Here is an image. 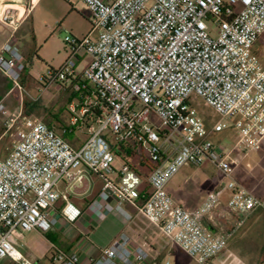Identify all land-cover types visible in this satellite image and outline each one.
I'll return each mask as SVG.
<instances>
[{"label": "built area", "instance_id": "built-area-1", "mask_svg": "<svg viewBox=\"0 0 264 264\" xmlns=\"http://www.w3.org/2000/svg\"><path fill=\"white\" fill-rule=\"evenodd\" d=\"M64 1L88 7L93 31L83 40L65 38L71 54L60 68L51 67L42 77L43 89L69 84L81 94L80 104L70 105V126L81 123L88 137L75 149L63 137L68 128L61 135L26 115L22 76L28 60L12 37L0 49V70L11 91L19 92L21 104L5 122L4 135H11L13 142L7 157H0V264H36L18 249V234L50 232L58 222L52 213L60 200L67 203L65 219L75 223L82 211L69 201V193L90 173L105 180L90 205L100 219L114 210L128 216L122 204L129 202L189 258L215 264L249 215L264 213V200L235 178L241 162L235 152L259 150L264 142V61L256 52L264 37V0ZM30 8H4L0 21L16 32ZM81 51L88 62L79 70ZM194 96L221 120L208 126L192 104ZM0 112L7 114L3 103ZM231 127L237 142L230 148L217 143L216 136ZM129 144L150 155L149 191L142 202V175L126 161L118 168L112 148ZM206 162L216 167L220 181L196 209L187 210L167 187L185 166ZM60 183H65L64 191L58 189ZM226 191L228 212L238 220L230 229L212 231L204 220L222 204ZM88 242L84 235L81 244ZM228 257L230 264H245L232 253ZM50 261L151 263V253L146 243L133 247L132 237L122 233L87 263L78 250L55 244Z\"/></svg>", "mask_w": 264, "mask_h": 264}, {"label": "crops", "instance_id": "crops-1", "mask_svg": "<svg viewBox=\"0 0 264 264\" xmlns=\"http://www.w3.org/2000/svg\"><path fill=\"white\" fill-rule=\"evenodd\" d=\"M43 1L44 0H0V11L3 10L4 8H8V9L13 8V9H19L21 12H23L24 10H27L28 7L30 8L32 6V8L29 9V12H27L24 20L22 21L21 25L19 26L16 32H14L12 28L3 24L0 21V49L12 37H14V41L16 45L20 48L21 53L28 60V63L30 62L33 64L34 58H37L38 60L44 63L53 60L50 54L49 44H50V38L54 37V35L51 34L49 27L45 26L46 28L42 30V27L40 26L39 18L36 17L35 15L36 8H38ZM60 3L65 8V11H68L70 14H79L80 13L79 10H82V8L84 7L88 9V7L82 3H68V2L64 3L62 1H60ZM87 13H88L87 17H89V14H91L90 11L89 12L87 11ZM62 49H63V45H62ZM62 49L59 50V55L63 54ZM68 53L69 52L66 51V54H63L64 61H66L67 58L69 57ZM87 62L88 60H86V62L82 60V62L79 63V70H82ZM51 88L46 90L44 89L40 90V94L38 95V97L39 99L40 98L42 99L41 108L45 112L40 114H35V116L40 117L43 120V122H45L49 127L55 129L56 132H58L61 135H63V130L68 128L69 131L65 133L63 137L65 138V140L68 141V143L73 148L78 149L84 144V142L88 137V134L85 128L80 127L81 123H78L77 126H73V127L70 126L73 115L70 111V105L80 104L81 94L75 93L69 84L63 86H56L58 91L65 93L66 106L64 111L54 110L53 108L54 102L50 98ZM11 89L12 88L10 81L0 70V103H3L5 105L8 99L7 97L11 92ZM33 96L36 95H32V94L29 95L30 99H32L33 102L37 101V99H35ZM43 100H45L44 103ZM9 114L10 113L8 112V110H7V114L0 112V157L1 158L7 157V155L9 154L12 148L13 137L11 135H4L5 122ZM19 125L22 126V122H20ZM131 159L144 179L143 185L141 187V190L144 194L149 191L147 185V178H146V176L149 174L150 171L147 167L148 164H150L149 160L145 155L143 157L140 153L137 152L135 156L131 157ZM213 168L215 169V167L209 162L204 163L200 167H193L190 165L185 166L169 183L167 187L169 194L174 198V200L179 205H181L185 209L190 211L196 209L204 201L207 195L212 190L215 189V187L218 185L220 181V176H219L220 174L218 175L219 181L215 180L216 175L213 173ZM182 171L183 174L178 179L177 176ZM113 178L116 179V176H113ZM210 179H213L212 182L210 181ZM104 182L105 180L101 175L97 173H90L87 181L84 184L78 186L69 193V201L82 211L81 217L75 223H70L64 217L63 209L67 203L63 200L57 202L56 207L52 213V216L58 220L57 225H60L63 228V230L60 231L61 232L60 233L61 237L59 240L60 242L56 244L53 242L52 245L55 244L64 250H78L79 254L81 255L82 261L87 263L90 257H95L99 255V253L103 249L110 246V244L120 234L127 233L133 239V247L146 243L150 248L151 263H137V264L154 263L157 257H159L162 253L168 250L170 244L169 242L171 241L162 233V231L158 227L152 225L148 220H146L139 213L136 207H134L129 202H125L122 204V207L127 212L128 216H124L123 214H121L116 210L105 211L106 217L104 219H100L97 215H95V213H93L90 210V205L92 204V202L99 198V193L103 187ZM242 184L244 185V183ZM58 189L60 191H64L65 183H60L58 185ZM111 203L113 205L117 204L116 200L114 199L111 201ZM213 213L210 217L207 218L212 223H208L207 219L204 220L205 225L212 231L230 229L238 220L237 215L228 212L226 203H224L223 201L222 204L218 206ZM258 213L259 211H256L253 212L251 215H249V217L247 218L245 224L241 229L247 228L248 231L252 229L258 222L257 218L256 219L254 218ZM229 214L235 217L231 221L227 220L229 218L228 217ZM78 223L79 224L89 223L90 225L94 223L98 225V227L105 225L103 229V234L101 233V236L102 235L107 236V243L100 246L97 243L93 242L90 239L89 235L84 234L81 228L76 227V224ZM227 225L230 227L223 228L224 226ZM55 226L53 227V229L55 228ZM71 226L72 227L74 226V228H76L75 229L76 232L74 234L72 233L69 234L68 231L65 230ZM110 230L112 231L110 232ZM262 232L264 234V228L262 229ZM26 234L29 235L33 234L34 236L38 234L41 235L42 233H40L39 231L20 232L18 234L19 239L26 237ZM84 235H87L89 237V242L86 244H81ZM232 239L233 237L229 240L228 247ZM19 243L20 242L18 241V244ZM228 252L229 250H226V253ZM24 255L28 257L27 254ZM50 255L48 256L49 260H50ZM241 255H242L241 260L245 264H264V243L258 253L252 255L250 254V252H248L247 254L243 253ZM222 256L223 255L221 254L216 259L220 260ZM30 257H32V254Z\"/></svg>", "mask_w": 264, "mask_h": 264}, {"label": "rangeland", "instance_id": "rangeland-1", "mask_svg": "<svg viewBox=\"0 0 264 264\" xmlns=\"http://www.w3.org/2000/svg\"><path fill=\"white\" fill-rule=\"evenodd\" d=\"M60 1L66 3L63 0H44L38 8H36L35 15L39 18L40 26L42 30L46 27L50 28V32L54 37L50 38V54L53 60L49 62H42L37 58H34L33 64L28 63L26 71L22 76V84L26 90L25 100H24V109L25 113L29 117H33L39 120H42L40 117L35 116V114L44 113L45 111L41 108L42 99L38 97L40 90L43 89V80L42 77L47 74L48 70L52 68H60L64 64V55L68 51V56L71 54V47L67 46L65 38L67 36L74 37L78 40H83L85 37L90 35L93 31V26L90 21V15L87 17V11L89 10L84 7L82 10H79V14H70L68 11H65V8L62 6ZM46 26V27H45ZM67 31V32H66ZM51 36V35H50ZM56 37V39H55ZM63 45V49H62ZM264 46V37L261 38L256 45V52L261 56L264 61V55L262 54V49ZM63 50V54L59 55V50ZM80 57L86 62L88 57L84 51L80 52ZM12 87V86H11ZM33 96L37 101L30 99L29 95ZM5 106L9 113L18 109L21 104V99L18 91H11L7 97ZM50 98L54 102V110L64 111L66 102H65V93H62L57 90L56 86H53L50 89ZM45 100H43L44 103ZM192 104L199 111L201 117L206 120L208 126L213 125L217 121L221 120L220 115L210 107L203 99L199 97L192 98ZM43 121V120H42ZM152 122L161 126V122L157 117H152ZM230 126L233 125L231 119H226ZM110 136V133H108ZM238 140V134L234 127H231L227 130L226 133L218 135L215 138V141L219 144H222L228 148L232 147ZM137 153H140L143 157L144 155L150 160V155L148 152L143 151L142 148L136 146L134 147ZM235 157L238 158L241 162L239 167L236 169L235 178L244 183V186L253 192L259 198L264 200V142L259 150L249 151L247 154L243 152H235ZM123 159L117 158V167L119 168L123 164ZM213 173L216 175L215 180L219 181L216 167L213 168ZM183 171L177 176L178 179L182 176ZM220 176V175H219ZM176 177V178H177ZM148 178V175L146 176ZM212 178V177H211ZM213 179H210L212 182ZM229 192L226 191L222 196V201L227 202ZM258 215V216H257ZM254 217L257 218V224L248 231L247 228L241 229L231 240L228 253L226 251L222 253L220 260H215L214 263L222 264L226 261L227 264H230L232 258H229V253L234 254L239 260L242 259L243 253L254 255L258 253L262 248L264 243V234L262 229L264 228V213L259 211V213ZM214 216V213H213ZM228 221H231L235 218L233 215L229 214ZM208 223H212L207 219ZM105 226V225H104ZM104 226L98 227L96 224H76V227L81 228L84 234L89 235L90 239L97 243L98 245H104L107 243V236H101L103 234ZM230 226H224L223 228H228ZM53 229V228H52ZM74 226L68 227L65 229L69 234H74L76 232ZM61 230L63 228L60 225L55 226V228L46 234H26V237L19 239L20 242L17 247L18 249L27 254L29 258L33 259L36 264H51L48 256L51 253V246L53 242L59 243L61 237ZM112 230H110L111 232ZM107 232V231H106ZM105 233V232H104ZM108 233V232H107ZM168 250L162 253L154 261L156 264H198L191 258H189L180 248L174 245L172 242H169ZM241 252V253H240ZM32 254V257H30ZM236 263V262H235ZM233 263V264H235ZM244 263V262H243ZM2 264H13L9 260L4 261ZM154 264V263H152Z\"/></svg>", "mask_w": 264, "mask_h": 264}, {"label": "trees", "instance_id": "trees-1", "mask_svg": "<svg viewBox=\"0 0 264 264\" xmlns=\"http://www.w3.org/2000/svg\"><path fill=\"white\" fill-rule=\"evenodd\" d=\"M136 147V145H132L129 144L128 146H117V145H113V151L114 153L117 155V157L122 158L124 161L128 162L129 164H131L134 168H136L135 164L132 162L131 157L136 155V149L134 148ZM148 169H151V165L148 164ZM144 200V194L143 197L141 199L140 202H142Z\"/></svg>", "mask_w": 264, "mask_h": 264}, {"label": "bare ground", "instance_id": "bare-ground-1", "mask_svg": "<svg viewBox=\"0 0 264 264\" xmlns=\"http://www.w3.org/2000/svg\"><path fill=\"white\" fill-rule=\"evenodd\" d=\"M12 6V5H11Z\"/></svg>", "mask_w": 264, "mask_h": 264}]
</instances>
